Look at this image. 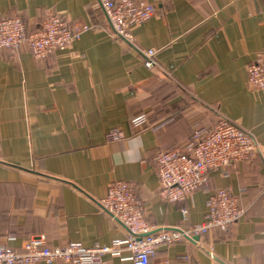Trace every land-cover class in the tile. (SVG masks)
Wrapping results in <instances>:
<instances>
[{
  "label": "crops",
  "instance_id": "0c3cea01",
  "mask_svg": "<svg viewBox=\"0 0 264 264\" xmlns=\"http://www.w3.org/2000/svg\"><path fill=\"white\" fill-rule=\"evenodd\" d=\"M48 12L89 28L41 58L27 46L0 50V244L125 237L99 203L116 180L135 182L154 230L182 226L184 207L189 223L203 222L210 193L229 186L246 210L237 225L159 245L149 264H264V89L248 85L249 63L264 57V0H160L131 42L110 34L100 0H0V19L19 15L31 29ZM152 47L157 64L148 68L141 50ZM142 113L151 127L136 132L131 119ZM221 117L251 130L260 150L228 175L212 170L208 187L185 200L161 197L157 153L184 148ZM117 127L124 135L108 141Z\"/></svg>",
  "mask_w": 264,
  "mask_h": 264
},
{
  "label": "built area",
  "instance_id": "2783aa9c",
  "mask_svg": "<svg viewBox=\"0 0 264 264\" xmlns=\"http://www.w3.org/2000/svg\"><path fill=\"white\" fill-rule=\"evenodd\" d=\"M159 1L100 0L109 19L110 34L131 42L134 28L155 15ZM88 28L87 24H68L58 12H48L36 29H30L19 15L8 16L0 19V50L18 54L27 46L35 57H45L58 49L71 47ZM142 52L146 67L157 64L156 48ZM248 85L254 90L264 89L262 55L248 65ZM131 125L136 132L151 127L146 113L133 117ZM158 128L152 126L153 130ZM123 135L121 128L117 127L106 132V139L116 140ZM258 150L260 145L251 130L221 117L211 129L198 128L184 148L157 153L159 195L169 201L185 200L196 190L208 187L209 172L222 170L228 175L229 165L251 159ZM262 189L264 192V184ZM99 203L112 219L128 228L125 237L115 238L110 244L86 246L73 241L65 246L51 247L46 244L44 235L34 236L25 240L22 250L0 244V264H54L57 260L68 264H105V255L132 260L134 264H149L150 256L159 245L188 240L217 228L231 230L246 211L240 207L238 196L231 187H219L207 199L208 214L203 222L189 223V212L184 207L181 210L182 226L154 230L146 221L144 206L133 180L111 183Z\"/></svg>",
  "mask_w": 264,
  "mask_h": 264
},
{
  "label": "water",
  "instance_id": "95a60500",
  "mask_svg": "<svg viewBox=\"0 0 264 264\" xmlns=\"http://www.w3.org/2000/svg\"><path fill=\"white\" fill-rule=\"evenodd\" d=\"M199 238H200L199 235H195V236H193L192 238H189V239L196 242Z\"/></svg>",
  "mask_w": 264,
  "mask_h": 264
},
{
  "label": "rangeland",
  "instance_id": "374dc122",
  "mask_svg": "<svg viewBox=\"0 0 264 264\" xmlns=\"http://www.w3.org/2000/svg\"><path fill=\"white\" fill-rule=\"evenodd\" d=\"M82 25V24H81ZM136 28V27H135ZM31 29V28H30ZM133 32V31H132ZM142 51V50H141ZM144 62V61H143ZM145 65V64H144ZM146 66V65H145ZM156 66V65H155ZM155 66H153V67H155ZM153 67H148V68H153ZM113 129V128H112ZM111 130V129H110ZM105 136H106V134H105Z\"/></svg>",
  "mask_w": 264,
  "mask_h": 264
}]
</instances>
